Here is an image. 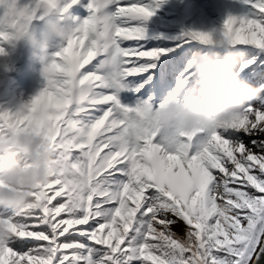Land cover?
Returning a JSON list of instances; mask_svg holds the SVG:
<instances>
[{"label": "snow or ice", "instance_id": "snow-or-ice-1", "mask_svg": "<svg viewBox=\"0 0 264 264\" xmlns=\"http://www.w3.org/2000/svg\"><path fill=\"white\" fill-rule=\"evenodd\" d=\"M162 2L0 0V55L34 18L88 10L75 28L52 25L66 45L46 86L0 108V131L36 129L59 165L28 206L0 205V264H264V0H239L218 28L259 98L196 131L170 123L165 101L192 83L195 45L217 28L149 44Z\"/></svg>", "mask_w": 264, "mask_h": 264}, {"label": "clouds", "instance_id": "clouds-1", "mask_svg": "<svg viewBox=\"0 0 264 264\" xmlns=\"http://www.w3.org/2000/svg\"><path fill=\"white\" fill-rule=\"evenodd\" d=\"M211 41L190 59L191 86L165 101L166 113L184 131L224 125L261 93L235 70L231 47L218 28L212 30ZM29 42L36 59L50 58L47 42L33 36ZM129 135L137 139L140 131ZM58 170L51 144L36 129L0 131V181L5 185L0 186V205L13 210L28 206L35 186L48 182Z\"/></svg>", "mask_w": 264, "mask_h": 264}, {"label": "rangeland", "instance_id": "rangeland-1", "mask_svg": "<svg viewBox=\"0 0 264 264\" xmlns=\"http://www.w3.org/2000/svg\"><path fill=\"white\" fill-rule=\"evenodd\" d=\"M182 1L184 0H163L160 6L156 9L155 14L146 21L148 36H153L150 44L161 46L162 43H170V39L172 37H175L180 33L195 27L193 21L195 20L196 14L191 12L190 9L192 6H196L197 8H195L194 11L197 12L199 5L198 0H185L184 2L186 4L184 6L182 5ZM229 1L232 3L234 0H207L212 19L216 17L223 22V19L225 17H219V14L228 10V8L230 7V5L228 4ZM237 2H239V0H236V3ZM238 7L241 6L238 5ZM209 9H203L200 15H203V17H205V15L207 14L206 12H209ZM71 17L72 16H70V18ZM153 21L154 23H152ZM41 25H44L45 27L47 26V23H42ZM190 86L191 84L189 85V87ZM188 88H185V90H182V92H185ZM3 91L8 95L10 94L9 87L4 88ZM4 103H9V99ZM1 104L2 102H0V105ZM170 123H174V121L172 120L170 121ZM162 133L163 135L165 134V129H163Z\"/></svg>", "mask_w": 264, "mask_h": 264}, {"label": "trees", "instance_id": "trees-1", "mask_svg": "<svg viewBox=\"0 0 264 264\" xmlns=\"http://www.w3.org/2000/svg\"><path fill=\"white\" fill-rule=\"evenodd\" d=\"M198 3H199V5H198L197 12L194 11L195 8H197L196 6H192L191 9H190L191 12H193L194 14H196L195 20L193 21L194 24H195V27H193L191 29H195V30H212L213 28H219V27H221L222 26V23H223L222 21H220L216 17L214 19H212V15H210V9H209V5H208L207 0H198ZM228 4L230 5V7L228 8V13L227 14H229V13H233V14L240 13L241 12V9L243 8V6L241 5L240 2H237L236 3V0H234L232 3L229 1ZM238 5H240L241 7H238ZM206 8L209 9V12H206L207 14L205 15V17H203V15H200V13L203 11V9H206ZM224 17H226V14H224ZM191 29H189V30H191ZM171 43H172V40L170 39V43H168V42L162 43L161 47L167 46V45H169ZM195 47L197 49H203L204 48V46H200V45H196ZM181 91L178 92L177 94H181Z\"/></svg>", "mask_w": 264, "mask_h": 264}]
</instances>
